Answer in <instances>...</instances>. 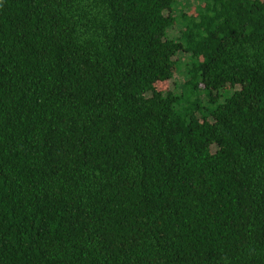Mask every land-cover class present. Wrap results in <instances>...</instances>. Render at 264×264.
<instances>
[{
    "label": "trees",
    "instance_id": "16d2710c",
    "mask_svg": "<svg viewBox=\"0 0 264 264\" xmlns=\"http://www.w3.org/2000/svg\"><path fill=\"white\" fill-rule=\"evenodd\" d=\"M196 1L0 0V264H264V0Z\"/></svg>",
    "mask_w": 264,
    "mask_h": 264
},
{
    "label": "rangeland",
    "instance_id": "374dc122",
    "mask_svg": "<svg viewBox=\"0 0 264 264\" xmlns=\"http://www.w3.org/2000/svg\"><path fill=\"white\" fill-rule=\"evenodd\" d=\"M200 4L199 1L196 0H176L175 4V10L174 14L178 15L179 12H182L186 15L193 14L195 8ZM180 26L174 25L170 33L172 36H178L180 33ZM189 55L187 54H181L180 52L176 54L175 58H178L180 60V63L182 64L181 67L177 71H172L170 80L166 81L164 84L157 83L155 85V88H162V89H169L173 91L175 94L180 95L183 91V83L188 79V75L185 73L184 65L189 63ZM221 94L225 97H227L230 93L227 91H222ZM199 99L203 102L206 101V97L204 95H201ZM198 117V114H197Z\"/></svg>",
    "mask_w": 264,
    "mask_h": 264
}]
</instances>
